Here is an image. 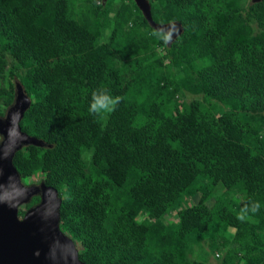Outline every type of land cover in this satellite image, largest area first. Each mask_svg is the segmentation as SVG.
Returning <instances> with one entry per match:
<instances>
[{
  "label": "trees",
  "instance_id": "trees-1",
  "mask_svg": "<svg viewBox=\"0 0 264 264\" xmlns=\"http://www.w3.org/2000/svg\"><path fill=\"white\" fill-rule=\"evenodd\" d=\"M148 1L170 42L135 0H0V115L19 82L44 143L13 164L86 264H264V0Z\"/></svg>",
  "mask_w": 264,
  "mask_h": 264
},
{
  "label": "water",
  "instance_id": "water-1",
  "mask_svg": "<svg viewBox=\"0 0 264 264\" xmlns=\"http://www.w3.org/2000/svg\"><path fill=\"white\" fill-rule=\"evenodd\" d=\"M135 2L155 29L167 33L168 42L181 32L178 21L154 22L148 0ZM30 102L16 82L14 99L0 115V264H86L79 258L75 241L60 228L62 199L58 190L44 181L24 184L13 164L14 154L23 146L44 144L21 130L20 120ZM34 196H39V201L20 216V206Z\"/></svg>",
  "mask_w": 264,
  "mask_h": 264
},
{
  "label": "clouds",
  "instance_id": "clouds-1",
  "mask_svg": "<svg viewBox=\"0 0 264 264\" xmlns=\"http://www.w3.org/2000/svg\"><path fill=\"white\" fill-rule=\"evenodd\" d=\"M121 99L122 98L119 96H112L106 89L94 91L92 93V102L89 106V112L95 116L100 117L101 119L106 120L107 116L115 111L116 107L121 102ZM258 209L259 205L257 204L252 208V211H258ZM214 256L219 257V253L216 252Z\"/></svg>",
  "mask_w": 264,
  "mask_h": 264
},
{
  "label": "rangeland",
  "instance_id": "rangeland-1",
  "mask_svg": "<svg viewBox=\"0 0 264 264\" xmlns=\"http://www.w3.org/2000/svg\"><path fill=\"white\" fill-rule=\"evenodd\" d=\"M39 176H32L31 178L28 179V182L29 183H36L37 184V179H38ZM174 216V215H172ZM203 243V246L200 247V246H194L196 252H201L202 249L206 250L208 248L207 246V243L204 241L202 242ZM224 249H221L220 251H218L219 253V257L215 256L214 255H209L207 256V261L211 264H218L219 263V259H220V256H222V254L224 253Z\"/></svg>",
  "mask_w": 264,
  "mask_h": 264
}]
</instances>
